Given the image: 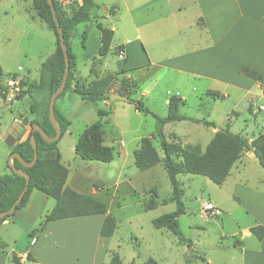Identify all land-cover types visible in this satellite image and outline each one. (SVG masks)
I'll return each instance as SVG.
<instances>
[{"label":"rangeland","instance_id":"374dc122","mask_svg":"<svg viewBox=\"0 0 264 264\" xmlns=\"http://www.w3.org/2000/svg\"><path fill=\"white\" fill-rule=\"evenodd\" d=\"M97 1L107 6H118L117 14L111 12L106 20H100L105 26L117 24L119 27L112 39L113 48L119 43L121 31L127 30L126 26L120 28L127 18L125 0ZM59 4L66 16L71 15L78 5L77 0H59ZM89 26H94V21L79 23L73 39L78 69L84 75L89 72L91 65V61L87 63L81 60L82 45L86 42L83 34L86 31L87 35ZM168 31L175 32L173 25ZM54 48L55 35L37 16L32 0H0V66L6 74L0 79V175L10 172L8 158L15 145V138H19L15 137L16 132L25 125L29 131L30 120L34 116L30 112V97L26 95L15 99L18 91L12 92L7 81L14 80V85H18L20 89L24 79L36 81L40 63ZM119 59L118 55L109 53L100 67L101 71H116V61ZM21 75L23 77L20 79L18 76ZM148 75L142 87H148L150 94L143 101L158 115L162 107L161 100L167 96V91L176 95L178 91L181 95H186L185 104L179 107L180 114L200 119L205 117L208 121H214L217 127H225L230 122L231 132L248 137L256 135L261 129L264 108L258 111V107L262 100L244 97L234 88L223 89L224 84H215L214 88L206 78L181 75L178 82L171 81V76L175 78V75L171 73L170 76L164 68L154 67ZM207 87L222 94L225 92L228 96L226 94L224 98L215 99L209 97L205 94ZM72 96L80 99L76 94ZM115 101L117 100L112 99L110 104ZM250 103L257 113L249 111ZM56 106L59 110L63 107L60 97L56 100ZM97 106L109 108L102 102L95 104L85 101L83 106L77 105L74 99L68 102L69 112L71 111L70 136L67 137L69 144L64 139L61 142V161L69 169L66 185L104 202L107 213L116 221V232L111 237L101 236V224L97 220L104 218V215L98 214L48 221L42 231L36 232L32 241L29 231L40 226L55 202L53 198L34 189L32 203L26 207L28 215L21 226L13 228L10 238L6 240L2 264H16L12 261V253H30L32 259H25L23 264H108L111 251H116L124 264L131 261L145 264L149 258L154 259L157 264H207L197 258L191 263L186 262L190 252L194 255L203 254L206 260H210V264H218L222 256L228 259L233 240L231 231L239 229L234 217L241 222V228L253 219L243 200L231 193L230 182L232 178H242L243 183L247 182L248 186L260 192L257 204H263L264 169L258 161L252 160L246 167L234 166L229 181L221 185L203 175H178L183 188L182 201L192 229L189 235L192 242L190 249L181 235L158 229L151 222L175 209V203L171 199V185L164 167L157 165L154 169L139 170L134 164L132 151L137 147L138 141L135 138L148 136L155 131L156 120L152 115L136 117L129 110L116 113L109 111L104 117L106 119L110 116L105 123L106 143L113 147L114 156L109 162L81 159L74 153L71 141L77 140L79 133L88 125L87 121L97 119ZM117 118L123 125L122 133L114 127ZM164 132H177L181 135V138L177 135L179 141L197 144L202 151L210 136V129L205 128L201 122L186 120L169 122L164 126ZM21 133L25 134L23 131ZM120 140L126 145L121 152L118 150ZM153 144L163 157L158 139H153ZM125 150L129 154L126 155ZM82 174L86 176V180L80 182L78 177ZM151 199L155 201L152 202ZM145 202L156 205L146 209ZM205 202L217 205L222 213L217 216L204 215ZM225 245H229V249Z\"/></svg>","mask_w":264,"mask_h":264},{"label":"trees","instance_id":"16d2710c","mask_svg":"<svg viewBox=\"0 0 264 264\" xmlns=\"http://www.w3.org/2000/svg\"><path fill=\"white\" fill-rule=\"evenodd\" d=\"M56 10V16L59 26L62 30L66 51L69 58V73L67 81L62 92L56 100L67 90L75 92L82 100L91 103H98L110 99L112 93L124 95L129 98V102L134 108L143 113L150 114L156 120V128L150 136L142 137L139 140L138 147L133 151L134 164L139 170H147L151 167L162 164L171 185V199L175 203V209L159 217L152 219V224L158 229H165L174 234L181 235L191 249L192 242L180 233L177 218L186 214L185 204L182 201L183 188L178 179L182 173L203 175L212 182L220 185L229 175L234 163L247 151H253L259 165L264 169V119L263 128L252 139L242 133H234L229 130V124L215 131L213 137L207 143L202 151L200 146L193 143H182L177 134L164 132V126L168 122L187 120L189 122H201L206 126L215 128L217 124L214 121L198 119L190 116L180 115L179 107L183 104L177 95H170L167 106V113L164 116L151 111L144 103L142 98H137L139 87L135 81L127 78L124 73L127 70L121 69L117 72H107L102 76H96L88 83L76 82L71 87L73 69L75 67V54L71 47V38L74 28L77 24L86 21H94V25L100 31L101 45L98 50L100 57L107 55L113 38V30L105 26L98 16L91 15V9L96 6L95 0H81L71 15L66 16L60 7L59 0H52ZM37 16L42 20L55 35V48L53 52L44 59L39 66V76L36 81L23 80L21 89L16 94L15 99H21L28 95L31 99L30 112L34 115L30 120V131L27 138L15 144L10 153H18L26 162L33 158V148L30 144L31 129L33 124H38L48 137L55 135L48 115L49 101L52 93L61 83L65 58L60 46L59 33L54 22L51 7L47 0H32ZM264 22V13H263ZM122 46H119L120 52ZM126 61V58H124ZM94 71V60L90 72ZM238 71L252 79L262 80V74L246 64H240ZM9 74V73H8ZM15 74V73H14ZM13 74V75H14ZM6 74L0 67V79ZM206 94L212 98H224L220 92L207 90ZM136 96V97H135ZM249 111L251 108L249 107ZM109 113L108 110L97 107V119L86 125L79 133L74 145V153L81 159L98 160L109 162L113 159V148L104 142L103 122L104 117ZM54 114L57 125L61 131V137L70 125V120L57 108L56 101L54 105ZM34 137L37 145L36 162L30 166H23L17 158L13 159L14 166L29 176V182L25 194L17 209L22 208L28 201L31 192L37 189L43 192L47 197L54 199V205L45 214L44 221L39 227L29 231V235L34 238L37 231H42L44 224L48 221H55L66 218L81 217L95 214H105L100 235L103 237L111 236L116 228V221L113 216L107 213L106 204L90 194L79 192L66 185L68 175L67 167L61 162L58 148V142L61 137L54 142H47L37 131H34ZM153 139H158L159 146L164 156L161 158L153 144ZM10 172L0 175V197L3 194V187L6 186L3 198H0V212L8 210L17 199L21 190L26 186V180L23 175L13 172L8 165ZM156 193H154V196ZM151 201H155L152 200ZM157 203V201H156ZM155 204L144 203L146 209L154 207ZM11 214V215H13ZM7 215L0 218V222L7 219ZM250 231L258 238L264 237V224H257L250 228ZM200 259L205 262V256L194 255L190 252L187 255L186 262L191 263L194 259ZM26 259H32L30 253H27ZM12 261L19 264L18 257L12 256ZM108 264H124L120 255L116 251H111L108 257ZM130 264H135L133 261ZM145 264H157L149 258Z\"/></svg>","mask_w":264,"mask_h":264},{"label":"crops","instance_id":"0c3cea01","mask_svg":"<svg viewBox=\"0 0 264 264\" xmlns=\"http://www.w3.org/2000/svg\"><path fill=\"white\" fill-rule=\"evenodd\" d=\"M80 2L81 0H77V3ZM95 2L97 5L91 9V15L98 16V19L102 20V22L108 18L111 12L113 14H117L118 12V6L115 4L107 6L103 3H99L97 0H95ZM125 11L127 18L125 23L121 24L120 28L126 26L127 30L126 32L121 31L122 34L120 35L118 45L113 48L110 45L109 52L107 53V55L111 53L119 56L120 59L116 61V71L102 72L100 69L107 55L102 57L98 55L101 38L100 31L95 25L88 27L87 35L86 31L83 34L86 36V42L82 45L81 60L87 63L91 61L89 72L84 75L78 69L79 62L73 46L75 28L78 24L75 26L71 38V47L75 54V67L73 69L71 87H74L77 81L80 83H88L96 76H102L107 72L114 73L124 69L127 70L124 75L135 81L139 87L137 98H142L144 100V98L150 94V89L146 86L142 87L143 81L148 78L150 69L157 67L164 68L168 71L169 75L171 73L175 75V78H172L170 75L171 81L178 82L181 75H189L192 77L209 79L213 87L215 84H224L223 89L234 88L239 90L244 97H249L250 99L255 97L258 100H262L258 107V111L264 108V22L262 19L264 13V0H125ZM117 22L120 23L119 20ZM172 25L175 28V32L173 33L168 31ZM109 28L114 32L113 36L119 29L117 24H113ZM119 46H122L121 54L118 52ZM124 58H126V61ZM93 60L94 71L90 72ZM240 64L249 65L259 71L262 74V80H255L241 74L238 71ZM18 77L21 79L23 76L21 75ZM138 78L140 79L138 80ZM207 90H211L210 87H207ZM177 93V96L183 102L182 105H184L186 95H181L178 91ZM73 94L76 93L72 90H67L60 97L61 105H63L60 111L69 120L71 111L69 112L68 102L74 99V102L79 106L85 104L84 100L81 98H74L72 96ZM220 94L225 97L227 93L223 92L222 94L220 92ZM170 95L176 94L167 91V96L161 100L162 107L159 116H164L167 113ZM111 100L112 99L100 101L109 108L97 107L108 110L110 113L113 111L116 113L129 110L132 111L136 117L147 115L137 111L129 101L117 100L111 105ZM249 107L251 108L250 112L257 113V110L252 107L251 103ZM109 117L104 119L103 122L105 143L107 138L105 123L108 122ZM202 118L206 120L205 117ZM263 119L260 131L263 128ZM91 122L92 121H87V124ZM168 123H166L165 126L168 125ZM114 127L117 131H120L119 133L123 132V125L118 118L115 120ZM204 127L210 129L208 143L214 135L215 128L206 125H204ZM22 131L25 132V134L22 135ZM29 131L26 129V125L23 129H19L15 134V137H19L17 139L15 138V144L25 140ZM171 133H176L181 138L179 133ZM151 134L153 133H149L148 136ZM68 136H70L69 127L58 142L60 157L61 142L64 139V141L68 143ZM254 136L249 138L252 139ZM141 138L142 137L135 138L138 140L137 147ZM75 142V140L71 141L73 149ZM119 144L118 150L121 152L122 149H125L126 145L122 140H120ZM125 154H129V152L125 150ZM252 160L258 161L252 156L251 151H247L234 163L232 168L234 166L238 167V165L246 167L247 163H250ZM158 165L162 166V164ZM156 166L157 165L150 169H154ZM231 170L223 183L229 181L232 174ZM78 179L80 182H83L86 180V176L82 174ZM230 188L231 193L239 197L246 204L249 209L248 213L253 219L249 221L245 227L241 228V222L237 221L234 217L233 220H235V224L239 229L231 231L233 240L228 259L222 256L218 264H264V237L258 239L250 231V228L254 225L264 224V200L263 204L260 203L259 206L257 202H259L258 193L260 192L248 186L247 182L243 183L240 177L232 178ZM33 197L34 192L32 191L27 203L22 208L17 209L13 215L0 222V264H2L6 240L10 238V234L14 227L22 225L28 215L26 207L32 203ZM207 206L212 205L210 202L204 203V215H206L205 208ZM213 207H217V205ZM101 215L105 216V214ZM102 219L103 218H99L97 223L99 222V224H102ZM115 232L116 228L114 233ZM34 238H32V241ZM225 246L229 249V245ZM220 248H222V246ZM12 254L18 257L19 264L24 263L27 255V253H23L22 255L16 253ZM209 261L206 260L205 263L210 264Z\"/></svg>","mask_w":264,"mask_h":264},{"label":"water","instance_id":"95a60500","mask_svg":"<svg viewBox=\"0 0 264 264\" xmlns=\"http://www.w3.org/2000/svg\"><path fill=\"white\" fill-rule=\"evenodd\" d=\"M47 2H48V4L51 7V11H52V14H53L54 22H55V25L57 27V31L59 33L60 46H61V48L63 50L64 58H65V68H64V74H63L61 83L58 86V88L52 93V95L50 97V101H49L48 115H49V120H50L53 128L55 129V135L53 137H48L38 124H33L32 129H31L32 134L30 136V144H31V146L33 148V151H34L32 160L30 162H26L18 153L13 152V153L10 154V156L8 158V165L11 167V169L13 170L14 173L24 176V178L26 180V186L21 190L20 194L18 195L17 199L14 201L12 206L8 210L0 212V218H3L5 216H7V215L13 214L16 206L20 203V201H21V199H22V197L25 194V191L27 189V185H28V182H29V176L26 173L22 172L21 170L17 169L14 166L13 159L17 158L20 161V163L23 166H26V167H30L36 162L38 153H37V145H36L35 137H34V134H33L34 131L39 132L41 134V136L44 138V140H46L47 142L57 141L61 137V131H60L59 126L57 125V122H56V119H55L54 105H55V101H56L57 96L62 92V90L65 87L66 81H67V77H68V73H69V58H68V54H67V51H66V45L64 43L62 30H61V28L59 26V21H58V18L56 16V10L54 8L53 1L52 0H47ZM110 99L124 100V101H128L129 100L128 97H126L124 95H121V94H117V93H112L110 95ZM220 129H221V127H217V126L215 127V131H218ZM251 154H252V156L255 157L256 160H258L256 154L253 151H251ZM5 191H6V186L4 185L3 194L1 195L0 198H3ZM177 221H178V226H179L180 233L184 236V238L188 239L189 235H190V229H191L188 215L187 214H183V215L179 216L177 218Z\"/></svg>","mask_w":264,"mask_h":264},{"label":"built area","instance_id":"2783aa9c","mask_svg":"<svg viewBox=\"0 0 264 264\" xmlns=\"http://www.w3.org/2000/svg\"><path fill=\"white\" fill-rule=\"evenodd\" d=\"M120 54L122 53V51H120L119 52ZM19 79V78H18ZM7 85L9 86H11L10 88H11V90H12V92L13 91H20V88H19V86L17 85V86H15L14 84H15V82H14V80H12V79H9L8 81H7ZM1 91V90H0ZM3 92V91H2ZM205 213H206V215H218V214H220L221 213V211H220V209L219 208H217V207H213V206H207L206 208H205Z\"/></svg>","mask_w":264,"mask_h":264}]
</instances>
